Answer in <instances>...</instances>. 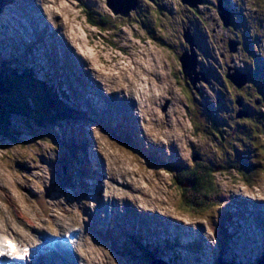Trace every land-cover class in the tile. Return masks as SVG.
Returning <instances> with one entry per match:
<instances>
[{
	"label": "rangeland",
	"instance_id": "rangeland-1",
	"mask_svg": "<svg viewBox=\"0 0 264 264\" xmlns=\"http://www.w3.org/2000/svg\"><path fill=\"white\" fill-rule=\"evenodd\" d=\"M10 2L0 7L1 77L14 72L21 75L29 68L35 77L51 86L54 94L66 95L68 100L63 104L71 112L80 114L81 111L88 116L90 109L95 108L94 117L99 121L115 119L122 130L131 126L135 132L132 137L141 144L142 154L147 155L143 152L146 147L161 151L159 147L170 146L173 158L169 152L166 158L160 156L163 162H169L166 169L147 164L137 153L131 151V154L108 139L103 132L105 127H100L93 117L88 118V122L87 118L72 119L50 126L39 89L35 91L28 84H15L4 97L8 95L11 103L18 98L22 106L31 103L32 108L23 112L16 107L6 131H0V197L8 208L5 210L0 205V220H6L0 228L18 229L16 222L22 225L25 218L41 217L39 210L48 211L46 215H50L54 204L59 209L64 208L68 201L59 194H66L65 189L71 186L63 181L58 184V181L73 175L72 160L76 152L73 143L83 146L84 139L90 148V141L96 138L104 144L110 157L116 160L114 156H119V166L125 164L132 170L129 198L143 201L144 208L162 209L169 217H179L177 219L188 228L192 220H197L206 231L209 222L225 212L227 206L231 207L229 212L235 208L231 228L237 230L238 237L243 235L246 239L243 243L239 240L240 246L230 243L223 258H232L239 264H257L261 256L264 257V231L255 226L259 230L256 233L254 221L263 216L264 229V214L249 216V223L245 222L243 214L250 206L240 204L237 199L245 197L244 190L234 191L237 198L230 191L242 186L255 199L264 201V0H204L194 9L180 0H137L135 10L129 9L124 15L111 13L105 0H34L38 8L31 0ZM218 2L229 13L226 27L221 21L223 12ZM82 5L90 11L91 19L97 14L106 15L111 19L110 24L103 30L92 26ZM40 12L43 16H38ZM187 33L193 40L192 48L185 43ZM230 43L235 50H230ZM191 49L197 63L193 84L183 74L179 60L184 53L190 55ZM234 71L241 76H244L242 71L247 74L246 85L241 89L226 80L225 75L231 76ZM106 84L125 102L124 107H116L115 115L109 103H100L98 86L104 90ZM240 98L242 104L238 106L236 102ZM245 109L249 116H240ZM243 134H248L247 139L241 136ZM80 135L82 140L77 144ZM85 155L79 154L78 159ZM192 158L197 164L204 162L213 166L208 171L213 180L210 186H216L220 192L217 199L206 197L195 212L182 204L174 175L170 173V163L175 159L192 166L195 164ZM87 169L94 174L91 164ZM114 177L125 181L118 174L114 173ZM200 189L202 191H191L193 197L209 193L203 186ZM226 197L230 198L227 206ZM14 206L25 218H16V222L11 219ZM261 207L264 209L263 204ZM251 211L252 208L247 213ZM239 215L243 218L236 220ZM133 221L140 224L135 225ZM149 221L141 224L137 218L122 216L115 224L121 232L142 241L146 238L148 245L180 240L174 242L172 264H184L185 259L186 264H209L215 259L213 242L210 246L200 234L183 235L176 230V225L170 232L180 237L164 238L158 228L163 227V223L150 218ZM137 232L140 234L136 235ZM227 232L226 218L214 221L210 230L214 238L222 241ZM199 239L202 242H198ZM194 242L198 243L196 253L191 247ZM162 246L169 251L168 244ZM119 248L122 246L115 252L99 255L102 264H135L134 253L131 258H125L122 255L127 252ZM89 251L91 253L90 248ZM205 252L208 255L205 262L194 259L202 258Z\"/></svg>",
	"mask_w": 264,
	"mask_h": 264
},
{
	"label": "trees",
	"instance_id": "trees-1",
	"mask_svg": "<svg viewBox=\"0 0 264 264\" xmlns=\"http://www.w3.org/2000/svg\"><path fill=\"white\" fill-rule=\"evenodd\" d=\"M2 3L3 1L0 2V4ZM81 8L85 9V11L83 10L84 12L87 11L86 14L88 15V20L92 26H96L103 30L110 24L111 19L109 16L97 14L95 19H91L92 15L90 14V11L83 5ZM25 70L26 71H23L21 75H18L17 72H14L7 76L4 74H2L4 76H0V131H6L5 128L9 124L10 114L16 111V107H19L23 112L30 111L32 108L31 103L30 105L22 106V101L20 99L16 98L15 101L11 103L7 98L8 95L4 97L5 94L10 92V89H12V86L15 84H28L31 86L30 88H33L35 91L39 89L40 99L43 102V112L46 114V116H48V124H50V126L58 125L57 123H59V121H69V119L79 120L82 118L80 115H76L77 113L71 112L70 109H68L66 105L63 104V102L66 100V97L60 94H54L53 89H51V87L49 88L46 83L41 82L37 77H35L33 72L29 71V68H25ZM1 71L4 73L5 68L4 71ZM25 100L28 101L29 99L25 97ZM1 136L7 137L3 136L2 134ZM241 136L247 139L248 134H243ZM246 139L244 141H246ZM171 166L176 169L175 172H172L174 174L173 180L175 182V187H178V191L180 192L179 195L183 199L182 204L190 208L191 212H195L196 209H199L200 206L206 201V197H210L212 200V198H215L220 193L216 186L213 188L210 186V184H213V180L211 179L210 173L208 171L212 169V166L208 163H195V168H184L178 163H171ZM187 181L189 184H191V186L183 187L185 183L187 184ZM200 186H203L204 189L209 193L205 194L204 192V194L200 195L199 198L193 197L191 191L199 192V190H201ZM188 193H190L189 196ZM212 202H214V200Z\"/></svg>",
	"mask_w": 264,
	"mask_h": 264
},
{
	"label": "water",
	"instance_id": "water-1",
	"mask_svg": "<svg viewBox=\"0 0 264 264\" xmlns=\"http://www.w3.org/2000/svg\"><path fill=\"white\" fill-rule=\"evenodd\" d=\"M106 1V6L110 11L115 14H127L129 9L134 11L136 6H137V0H105ZM151 1V0H147ZM181 3L188 5L190 8L194 9L198 4H202L203 0H180ZM125 6L127 9H120L119 7ZM119 8V9H118ZM222 22L224 27L227 26L228 23V18L227 17H222ZM184 40L185 43L192 48L193 47V41L190 35L187 33L184 35ZM230 50H234V44L230 43L229 44ZM187 56V57H186ZM182 66V72L183 74L189 78V81L193 84L194 81H196L197 77V72L195 71L196 68V59L194 55V50L191 49V54L187 55V53H184L180 58H179ZM196 76V77H195ZM239 76L241 78H239ZM226 79L230 81L231 84H233L236 88H241L245 85L246 82V77L241 76L237 71H234L231 73V76L229 74L225 75ZM241 79V80H240Z\"/></svg>",
	"mask_w": 264,
	"mask_h": 264
},
{
	"label": "bare ground",
	"instance_id": "bare-ground-1",
	"mask_svg": "<svg viewBox=\"0 0 264 264\" xmlns=\"http://www.w3.org/2000/svg\"><path fill=\"white\" fill-rule=\"evenodd\" d=\"M20 35V34H19ZM27 78V77H26ZM60 79V78H59ZM90 145H91V143H90ZM180 167V166H179ZM98 186H99V184H98ZM97 187V186H96ZM240 199H242V198H240ZM248 207V206H247ZM244 208V207H243ZM249 209V208H248ZM239 210V209H238ZM236 211V209L235 208H233V212H235ZM232 212V211H231ZM244 215H248V213L247 214H244ZM23 218H24V216H22ZM147 221L148 222H151V221H149V218H147ZM156 221H158V222H162L163 223V225H168V226H165V228L164 229H166V231H171L172 230V228L174 227L173 226V224H171L170 222H166V221H162V220H160L159 218L156 220ZM171 225V226H170ZM261 227V226H260ZM1 229H2V231H5L6 229H9V228H0V233H1ZM164 229H162V230H164ZM257 229V228H256ZM255 229V230H256ZM260 230H263L264 231V229H262V227L260 228ZM13 231H16V232H18V229H15V228H13ZM259 230L257 229L256 230V233L258 232ZM258 235V234H257ZM175 238L174 239H177L178 237H180V236H174ZM203 238V237H202ZM180 240H174V242H179ZM198 242H202L200 239L198 240ZM196 245V244H195ZM92 256V255H91ZM53 260L55 261V262H57V260L55 259V258H53ZM51 261H49V262H45L44 264H49ZM71 262L73 263V264H76V260L74 259V255L72 256V258H71ZM58 264H61V263H58Z\"/></svg>",
	"mask_w": 264,
	"mask_h": 264
},
{
	"label": "flooded vegetation",
	"instance_id": "flooded-vegetation-1",
	"mask_svg": "<svg viewBox=\"0 0 264 264\" xmlns=\"http://www.w3.org/2000/svg\"><path fill=\"white\" fill-rule=\"evenodd\" d=\"M243 72V71H242ZM244 73V72H243ZM242 98H240L239 99V104H238V106H241V104H242V100H241ZM254 105H255V103H254ZM245 106V105H244ZM242 113V115L243 116H249V111L247 110V109H245V111L244 112H241ZM217 139H218V137H216Z\"/></svg>",
	"mask_w": 264,
	"mask_h": 264
}]
</instances>
